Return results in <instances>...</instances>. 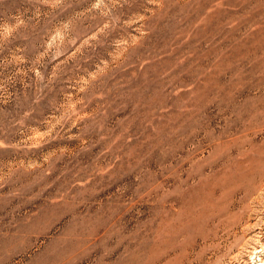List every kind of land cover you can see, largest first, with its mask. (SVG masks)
Segmentation results:
<instances>
[{"label": "rangeland", "instance_id": "1", "mask_svg": "<svg viewBox=\"0 0 264 264\" xmlns=\"http://www.w3.org/2000/svg\"><path fill=\"white\" fill-rule=\"evenodd\" d=\"M0 264H264V0H0Z\"/></svg>", "mask_w": 264, "mask_h": 264}]
</instances>
